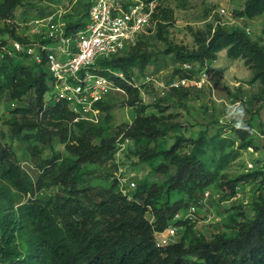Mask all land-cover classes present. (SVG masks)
I'll list each match as a JSON object with an SVG mask.
<instances>
[{"label": "trees", "instance_id": "1", "mask_svg": "<svg viewBox=\"0 0 264 264\" xmlns=\"http://www.w3.org/2000/svg\"><path fill=\"white\" fill-rule=\"evenodd\" d=\"M18 4L19 0H1L0 20L9 19ZM86 6L83 5L84 9ZM263 13L264 0H245L236 17L252 19ZM156 17L153 33L166 44L165 55L172 54L180 63L202 64L216 60L217 53L225 49L229 58L243 60L252 72L250 82L258 80L264 96V45L252 41L242 30L216 25L213 31L211 26L208 32L191 30L197 47L188 50L165 36V28L172 24V9L161 6ZM81 25V19L68 22L67 30ZM11 37L28 41L26 37L14 36L13 31ZM144 39L142 36L125 55L106 64L122 70L130 79L129 70L136 61L143 67L142 62L145 65L150 58L143 47ZM3 43L0 44V97L5 93L11 100L20 102L28 93L32 96L26 106L15 108L6 122L11 137L33 141L30 151L36 156L34 164L39 172L33 180L20 167L12 149L0 141V264H264V195L254 202L253 216L244 217L234 235L216 234L211 240L195 236L186 218L176 221L177 225L185 226L177 242L164 247H157L154 242V232L166 228L183 206L181 199L169 202L171 192H183L192 198L209 187L216 173L206 160L207 150L220 151L218 164H224L230 156L223 148L231 142L227 143L225 137L218 140L215 136L207 141L202 134L195 140L180 135L169 148L159 149L149 144L138 147L135 150L138 161L150 163L162 159L155 169L165 177L157 182L138 180L131 198L118 190L115 179L104 189L83 186V165L103 163L113 157L114 138H101L98 144L94 143L93 139L101 135L99 123L74 122L65 103L44 100L50 90L47 72L24 52L1 50ZM177 73L191 76L189 70L178 67L171 75ZM118 84L128 96V105L140 101L138 88L122 81ZM100 106L105 112L108 101ZM144 110L145 106H141L140 112ZM31 114L35 116L30 117ZM157 121V116L138 114L123 135L137 144L142 139L156 141L168 131ZM251 129L247 122L236 129V135L245 140ZM183 141L192 142L187 153L179 152ZM56 143L62 144L69 156L63 157L55 149ZM247 147L253 148L249 142L239 146ZM44 149H48V157H40ZM170 165L175 167L173 173H169ZM258 175L264 183L263 169L222 181L219 187L224 194L233 196L238 182ZM50 187L56 191L35 195ZM13 190L29 197L15 206ZM146 212L153 216L152 222L145 217Z\"/></svg>", "mask_w": 264, "mask_h": 264}, {"label": "rangeland", "instance_id": "2", "mask_svg": "<svg viewBox=\"0 0 264 264\" xmlns=\"http://www.w3.org/2000/svg\"><path fill=\"white\" fill-rule=\"evenodd\" d=\"M244 1L162 0V7L172 9V24L165 28V36L171 43L184 45L188 50H192L196 49L197 44L193 41L191 30L208 32L210 26L213 31L216 25H221L228 30H242L252 41L264 45V13L252 19L236 17V12L243 8ZM85 2L86 0H19L9 19L0 20V44L5 42L1 50L11 51V31L14 36L26 37L28 41L38 40L41 32L48 28L52 14H57L53 17L56 21L60 19L67 23L81 19ZM220 8L225 9V12L219 14ZM142 43L150 58L145 65L142 62L143 67L137 60L129 70L139 85L140 101L130 106L125 93L116 92L110 96L108 107L97 124L101 135L95 137L93 142L98 144L101 138H114L113 146L116 150L123 149L122 160L128 167L135 169L138 180L157 182L165 177L155 169L162 159L150 163L140 162L135 155L138 147L149 144L159 149L169 148L175 137L180 135L195 140L202 134L207 141L215 136L218 140L225 137L224 140L231 144L225 143L223 148L230 156L226 162L223 161L224 164H218L222 156L218 150L208 149L205 155L211 169L216 173L210 186L202 192H196L192 198L183 192H171L169 195L170 203L183 200V206L169 224L177 227L180 236L185 226L177 225L176 221L186 218L190 221L195 236L211 240L216 234L234 235L244 217L253 216V204L259 200L260 195H264V183L260 175L238 182L233 196L224 194L219 183L243 174L262 172L264 169V96L261 83L258 80L250 82L251 71L243 64L242 59H231L220 52L214 64L211 61L202 64L195 62L190 68L183 69L189 70L194 77L202 71L208 72L209 83L202 88L188 86L178 90L164 89L159 83L171 76L178 63L172 54L163 53L166 44L154 33L145 36ZM53 95L52 87L44 95V100H53ZM31 99L30 93L20 102L11 100L5 93L0 97V141L12 149L20 167L35 180L39 171L34 164L36 156L30 151L33 141H25L20 136L11 137L9 124L6 122L15 108L26 106ZM237 104L242 105L246 112L243 126L249 122L252 128L250 136L245 140L236 135L235 120L229 116L230 106ZM141 106H145L143 112H140ZM138 114L157 116V124L168 128L166 135L156 141L142 139L139 144L128 137L125 138L123 131ZM242 142H249L253 148H239ZM55 149L63 157L69 156L62 144L56 143ZM191 149L192 142L183 141L179 152L187 153ZM49 155L48 149L40 153V157ZM116 158L114 155L103 163L83 165V186L98 189L109 187L113 180V162ZM174 171L175 167L170 165L169 173ZM54 191L55 187L44 188L35 195H49ZM12 194L15 206L29 197L28 194L23 195L15 190ZM145 217L150 222L154 220L150 212H146Z\"/></svg>", "mask_w": 264, "mask_h": 264}, {"label": "built area", "instance_id": "3", "mask_svg": "<svg viewBox=\"0 0 264 264\" xmlns=\"http://www.w3.org/2000/svg\"><path fill=\"white\" fill-rule=\"evenodd\" d=\"M81 18L82 25L67 30V22L56 21L50 15L48 28L38 40L12 39L11 49L24 52L34 64H39L49 75L48 84L54 88L53 101L63 102L72 112L73 121L99 123L102 113L100 103L116 92L125 90L118 82L139 88L134 77L128 79L122 70L112 69L109 60L125 55L142 36L152 35L156 28V14L162 0H86ZM225 12L220 8L219 14ZM35 32V31H34ZM177 67L188 69L191 63L177 62ZM209 73L197 76L171 75L159 85L164 89L192 86L200 89L209 83ZM123 147V146H121ZM123 149L115 152L113 179L118 190L128 198L138 181L134 168L124 164ZM157 247L178 241L177 227L169 224L154 232Z\"/></svg>", "mask_w": 264, "mask_h": 264}, {"label": "clouds", "instance_id": "4", "mask_svg": "<svg viewBox=\"0 0 264 264\" xmlns=\"http://www.w3.org/2000/svg\"><path fill=\"white\" fill-rule=\"evenodd\" d=\"M229 116L235 120V126L237 128L243 126V120L246 116L245 109L242 105H231L230 106V111H229Z\"/></svg>", "mask_w": 264, "mask_h": 264}, {"label": "crops", "instance_id": "5", "mask_svg": "<svg viewBox=\"0 0 264 264\" xmlns=\"http://www.w3.org/2000/svg\"><path fill=\"white\" fill-rule=\"evenodd\" d=\"M220 52H222V53H225V54H226V50H225V49H223V50L219 51L218 53H220ZM218 53H217V55H218ZM217 58H218V56H217ZM216 60H217V59H216ZM216 60L212 61V62H213V64H214V62H215ZM213 64H212V65H213ZM250 76H252V72H251V75H250Z\"/></svg>", "mask_w": 264, "mask_h": 264}]
</instances>
